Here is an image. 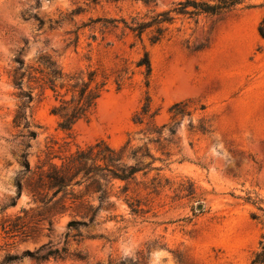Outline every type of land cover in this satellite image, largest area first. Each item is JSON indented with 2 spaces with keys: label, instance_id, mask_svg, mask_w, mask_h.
Masks as SVG:
<instances>
[{
  "label": "rangeland",
  "instance_id": "rangeland-1",
  "mask_svg": "<svg viewBox=\"0 0 264 264\" xmlns=\"http://www.w3.org/2000/svg\"><path fill=\"white\" fill-rule=\"evenodd\" d=\"M187 2L0 0V222L38 204L26 177L16 198L23 152L33 169L48 145L64 154L102 139L125 146L123 161L141 168L126 197L114 181L112 204L80 225L81 235L68 229L70 214L37 225L28 238L0 229V260L29 250L33 257L10 264L250 262L264 218V40L257 30L264 0L214 15L184 13L193 10ZM141 22L151 25L141 34L130 29ZM145 53L148 76L138 65ZM42 54L64 72L106 76L96 106L70 131L50 113L49 91L39 97L34 90L28 102L13 85L15 59L36 64ZM21 101L33 110L28 128L12 122ZM146 102L150 111L137 122ZM63 247L64 258L35 259Z\"/></svg>",
  "mask_w": 264,
  "mask_h": 264
},
{
  "label": "trees",
  "instance_id": "trees-1",
  "mask_svg": "<svg viewBox=\"0 0 264 264\" xmlns=\"http://www.w3.org/2000/svg\"><path fill=\"white\" fill-rule=\"evenodd\" d=\"M243 1L216 0L214 4H210L188 0L187 3H190L188 5H191L193 10L183 12L192 15L201 13L214 15L231 9ZM150 25V22H141L130 29L141 34ZM257 30L264 40V15ZM157 40L159 38H154L152 42ZM15 63L10 75L13 85L19 89L18 97L26 98L30 102L33 99L32 92L34 90L38 91L39 97L49 91L53 99L50 113L58 116V126L66 131H70L75 122L86 118L92 112L106 87V76L102 75V78L98 80L95 69L86 68L74 72H64L47 54L40 55L36 64H25L19 58L15 59ZM138 65H144L146 75L150 74L151 65L147 53L139 60ZM24 85L27 90L23 88ZM149 111V104L146 102L137 114L136 121L140 122ZM33 121V110L31 109L27 113L25 103L21 101L13 116L14 127L28 128L30 124H34ZM36 134L35 130L29 129L26 137L34 139ZM61 146L59 145V148ZM124 149L125 146L115 148L101 139L84 147H76L73 151L68 150L64 154H58L51 144L47 146L43 160L38 161L33 169L30 168L26 153H21L22 169L16 182L18 190L16 198L21 194L23 178L26 177V183L32 193L33 200L38 204L35 208L23 209L21 214L13 219H3L0 222L1 231L8 238L18 235L28 238L30 231L37 225L44 222L51 224L56 216L70 214L73 218L67 222L68 229H74L76 230L75 235H81L79 226L93 223L102 206L112 204L114 181L119 180L123 183L120 186V193L126 197L130 180L141 170L137 165H128L123 161ZM54 159H58V162ZM150 164L149 162L146 166ZM128 198H125L127 205L134 212H140L142 210L140 204L129 202ZM95 201L96 203H94ZM14 204L15 199H12L9 205ZM259 209L264 212L263 208ZM254 217L256 216L254 215ZM262 224L263 232L258 241V249L248 264H264V218ZM25 255L33 257L29 250L23 251L21 256L7 253L0 260V264H10ZM52 255L64 258L67 255L66 248L48 251L35 256V259L45 260Z\"/></svg>",
  "mask_w": 264,
  "mask_h": 264
},
{
  "label": "water",
  "instance_id": "water-1",
  "mask_svg": "<svg viewBox=\"0 0 264 264\" xmlns=\"http://www.w3.org/2000/svg\"><path fill=\"white\" fill-rule=\"evenodd\" d=\"M197 208H198V209H202V208H203V204H202V203H199V204L197 205Z\"/></svg>",
  "mask_w": 264,
  "mask_h": 264
}]
</instances>
